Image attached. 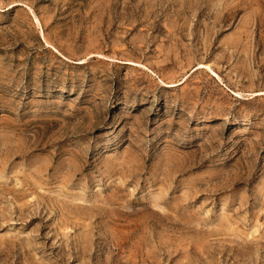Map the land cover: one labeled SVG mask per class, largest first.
<instances>
[{
	"label": "rangeland",
	"instance_id": "rangeland-1",
	"mask_svg": "<svg viewBox=\"0 0 264 264\" xmlns=\"http://www.w3.org/2000/svg\"><path fill=\"white\" fill-rule=\"evenodd\" d=\"M0 264H264V0H0Z\"/></svg>",
	"mask_w": 264,
	"mask_h": 264
}]
</instances>
